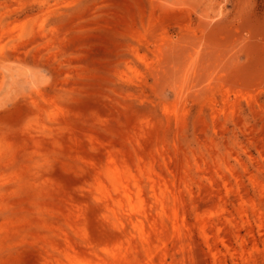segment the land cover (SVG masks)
<instances>
[{"label": "rangeland", "instance_id": "374dc122", "mask_svg": "<svg viewBox=\"0 0 264 264\" xmlns=\"http://www.w3.org/2000/svg\"><path fill=\"white\" fill-rule=\"evenodd\" d=\"M0 264H264V0H0Z\"/></svg>", "mask_w": 264, "mask_h": 264}]
</instances>
